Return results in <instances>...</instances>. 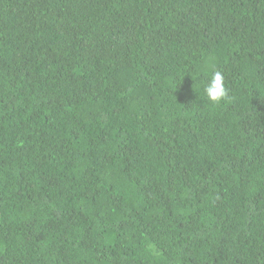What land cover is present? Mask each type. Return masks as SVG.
Here are the masks:
<instances>
[{"label":"trees","instance_id":"obj_1","mask_svg":"<svg viewBox=\"0 0 264 264\" xmlns=\"http://www.w3.org/2000/svg\"><path fill=\"white\" fill-rule=\"evenodd\" d=\"M0 264H264V0H0Z\"/></svg>","mask_w":264,"mask_h":264},{"label":"clouds","instance_id":"obj_2","mask_svg":"<svg viewBox=\"0 0 264 264\" xmlns=\"http://www.w3.org/2000/svg\"><path fill=\"white\" fill-rule=\"evenodd\" d=\"M204 92L207 99L213 104H218L226 96L224 77L220 71L214 72L211 79L205 85Z\"/></svg>","mask_w":264,"mask_h":264}]
</instances>
